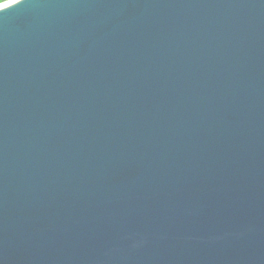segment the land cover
<instances>
[{
  "label": "water",
  "instance_id": "95a60500",
  "mask_svg": "<svg viewBox=\"0 0 264 264\" xmlns=\"http://www.w3.org/2000/svg\"><path fill=\"white\" fill-rule=\"evenodd\" d=\"M0 264H264V0L0 4Z\"/></svg>",
  "mask_w": 264,
  "mask_h": 264
},
{
  "label": "rangeland",
  "instance_id": "374dc122",
  "mask_svg": "<svg viewBox=\"0 0 264 264\" xmlns=\"http://www.w3.org/2000/svg\"><path fill=\"white\" fill-rule=\"evenodd\" d=\"M9 1H11V0H8V1H5V2H2V3H0V4H4V3L9 2Z\"/></svg>",
  "mask_w": 264,
  "mask_h": 264
},
{
  "label": "trees",
  "instance_id": "16d2710c",
  "mask_svg": "<svg viewBox=\"0 0 264 264\" xmlns=\"http://www.w3.org/2000/svg\"><path fill=\"white\" fill-rule=\"evenodd\" d=\"M5 1H8V0H0V3L5 2Z\"/></svg>",
  "mask_w": 264,
  "mask_h": 264
}]
</instances>
